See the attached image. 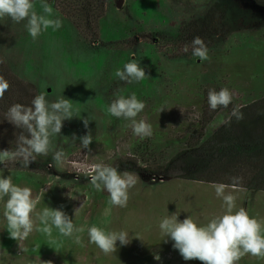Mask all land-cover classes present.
I'll return each mask as SVG.
<instances>
[{"label":"rangeland","instance_id":"1","mask_svg":"<svg viewBox=\"0 0 264 264\" xmlns=\"http://www.w3.org/2000/svg\"><path fill=\"white\" fill-rule=\"evenodd\" d=\"M46 2L53 8L50 18L60 19L62 26L49 27L34 40L26 20L0 18V60L11 75L33 87L36 95L43 92L50 103L61 97L71 100L74 117L63 122L60 135L50 138L47 157H38L28 169L0 165V176L31 188L33 198L39 197L37 212L61 208L85 229L79 234L83 246L55 228L51 238L33 231L23 241L12 239L3 215L5 197L0 201V264H201L185 261L173 241L162 235L159 223L177 213L181 221L190 216L206 224L223 213L222 200L212 184L164 177L165 169L198 138L207 90L227 87L233 93V108L239 109L264 98V7L253 0H106L105 12L95 24L68 16L54 0ZM33 4L38 14H44L41 0ZM196 36L208 48L206 61L192 55ZM132 59L148 77L120 81L116 70ZM132 93L146 104L137 119L151 124V137L134 136L126 127L128 121L107 112L117 95ZM33 98L34 94L21 102L30 104ZM231 111L223 110L207 126L204 142L222 128ZM83 117L90 120L88 129ZM89 130L91 152L72 138ZM59 149L65 152L63 164L48 167ZM129 159L139 162L137 170H125L136 175L137 183L129 190L127 207H113L107 191H96L87 174L97 163L124 172L119 166ZM233 194L237 209L245 208L264 223V191L237 187ZM82 204L75 215L74 209ZM92 225L125 231L130 243L121 246L117 241V251L105 255L89 243L87 229ZM239 263L264 264V259L257 263L245 255Z\"/></svg>","mask_w":264,"mask_h":264},{"label":"clouds","instance_id":"2","mask_svg":"<svg viewBox=\"0 0 264 264\" xmlns=\"http://www.w3.org/2000/svg\"><path fill=\"white\" fill-rule=\"evenodd\" d=\"M41 7L44 14H38L34 10L33 0H0V18L9 17L15 23L26 20V29L35 40L49 27L56 30L62 26L60 19L50 18L53 15V8L46 0H41ZM191 48L194 57H198L201 61L209 59L208 48L201 37L193 38ZM183 51L187 53L189 46L185 45ZM0 63H3V60H0ZM115 76L126 83L140 82L148 77L144 68L135 59L126 63L122 70L117 69ZM8 89L9 82L0 75V99ZM207 100L210 110L227 108L232 103L233 93L227 87L219 91L209 89ZM145 107L146 104L132 93L128 97L117 95L108 106L107 112L116 118L128 121L126 127L132 130L133 135L144 139L153 134L151 124L143 118L137 119ZM73 117L71 100L61 97L50 103L43 92L34 96L30 106L20 103L11 105L5 113V119L21 131L19 135H15L14 150L0 151V165L19 164L22 168L28 169L38 157H47L50 138L60 135L63 122ZM233 117L237 121L244 118L239 106L232 109L223 123L230 124ZM82 120L85 129H88L90 120L87 117H83ZM72 138L79 139L81 147L91 152L89 146L93 137L90 130L81 137L73 134ZM51 158L52 163H49L48 167H53L54 164L62 165L65 159L64 150H56ZM87 177H90L89 183L96 191H107L109 205L120 208L127 207L129 190L137 183L136 175L128 171L120 172L117 167L101 163L95 164ZM241 179L234 176L231 177V184H212L216 197L222 200L224 211L206 224H198L190 216L181 221L177 213L166 216L160 221L159 229L162 235L173 241L172 247L178 250L185 261L198 260L201 264H239L245 255L264 259V223L250 216L245 208L236 207L237 197L233 191L240 184ZM45 191V189L41 190L42 193ZM5 197L7 199L3 215L12 239L23 241L33 231L51 238L55 228L61 236L72 238L74 243L83 246L82 236L79 235L85 231L83 227H77L61 208L44 207L37 212L39 197L33 198L31 188L14 184L10 176H0V201ZM71 198L75 199V197ZM82 207L83 204L74 209L75 215ZM87 233L89 243L95 244L105 255L117 251V241L121 246L130 243L128 233L125 231H105L92 225L87 229ZM154 258L160 260L159 255ZM41 264H51V261H41Z\"/></svg>","mask_w":264,"mask_h":264},{"label":"trees","instance_id":"3","mask_svg":"<svg viewBox=\"0 0 264 264\" xmlns=\"http://www.w3.org/2000/svg\"><path fill=\"white\" fill-rule=\"evenodd\" d=\"M56 7L71 17H85L96 24L105 12L106 0H54ZM264 7V0H253ZM0 75L9 82V89L0 99V151L14 150L16 129L5 119V113L17 98L20 104L30 106L29 101L21 102L28 96L36 95L35 90L25 81L11 73L0 63ZM219 91L220 89H215ZM207 92L202 128L198 138L190 143L189 149L173 158L167 165L164 177L181 178L192 182L208 184H231V177H241L237 187L251 191H264V98L240 108L243 119L232 118L230 124H224L211 138L204 142L205 130L223 110L233 109L232 103L227 108L210 110ZM6 100V98H8ZM139 162L129 159L121 162V170H137ZM245 181H249L244 186Z\"/></svg>","mask_w":264,"mask_h":264},{"label":"crops","instance_id":"4","mask_svg":"<svg viewBox=\"0 0 264 264\" xmlns=\"http://www.w3.org/2000/svg\"><path fill=\"white\" fill-rule=\"evenodd\" d=\"M255 261H256L257 263H260V262L263 261V259H258V258L255 257ZM239 264H240V263H239Z\"/></svg>","mask_w":264,"mask_h":264}]
</instances>
